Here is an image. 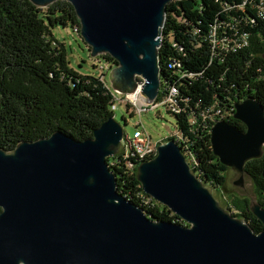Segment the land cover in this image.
I'll return each instance as SVG.
<instances>
[{"label": "water", "instance_id": "95a60500", "mask_svg": "<svg viewBox=\"0 0 264 264\" xmlns=\"http://www.w3.org/2000/svg\"><path fill=\"white\" fill-rule=\"evenodd\" d=\"M57 0H30L44 8ZM79 36L96 59L110 55V88L149 102L159 94L158 49L172 0H65ZM144 79L142 83L137 77ZM233 118L210 128L213 154L226 167L223 185L200 179L173 138L161 141L135 177L142 191L184 224L155 220L121 195L107 158L121 151L123 126L109 117L92 136L61 130L0 148V264H264V229L254 233L222 199L230 174L251 177L246 162L264 150V107L254 98L233 104ZM249 209L264 228V207Z\"/></svg>", "mask_w": 264, "mask_h": 264}, {"label": "trees", "instance_id": "16d2710c", "mask_svg": "<svg viewBox=\"0 0 264 264\" xmlns=\"http://www.w3.org/2000/svg\"><path fill=\"white\" fill-rule=\"evenodd\" d=\"M240 3L170 1L158 49L162 84L156 100L168 85H175L180 98H186L180 103L184 107L180 114L169 112L180 133L175 142L196 175L216 189L224 183L226 167L210 145L212 122L202 119L200 112L216 101L226 111L223 119L244 130V124L233 118V104L252 97L264 107V21L249 6L238 9ZM214 25L218 36L246 35L247 43L234 51L213 54L207 35ZM57 26L79 28L73 7L65 0L44 8L30 0H0L1 149L10 150L20 141L47 137L56 130L84 140L114 116L110 109L114 93L108 81L69 66L65 44L52 33ZM96 59L116 64L108 54ZM172 60L180 66L171 65ZM183 73L192 75L181 76ZM111 159L107 158L108 166L117 175L121 195L152 219L184 224L142 191L135 170H123L120 164L110 166ZM244 169L252 179L257 202L264 207V150L259 158L246 162ZM227 206L232 215L243 217L254 233L264 229L250 211L247 198L233 195Z\"/></svg>", "mask_w": 264, "mask_h": 264}, {"label": "rangeland", "instance_id": "374dc122", "mask_svg": "<svg viewBox=\"0 0 264 264\" xmlns=\"http://www.w3.org/2000/svg\"><path fill=\"white\" fill-rule=\"evenodd\" d=\"M52 33L59 42L65 44L67 61L71 68L81 74H92L95 76L104 74V78L109 83L110 69L106 71V66H112L113 64L103 59L100 61L90 57L87 46L83 43L79 34L73 32L72 27L57 26L52 29ZM100 65L104 68L100 69ZM113 93L116 96L115 101L118 103L119 94ZM140 109V104L131 100H121V104L117 105L116 110L113 111V117L121 123L124 133L133 134L135 129H143L152 136L153 143L161 138L168 139L172 136H178L175 116L169 113L164 106L159 105L156 109L149 108L144 112L140 111ZM129 113L132 114L129 115ZM123 116L124 119L122 118ZM238 179L239 174L237 173L228 176L225 188L220 189L222 199L228 202L233 195H236L254 202L253 183L250 182V179L243 177L242 182L237 184L236 181Z\"/></svg>", "mask_w": 264, "mask_h": 264}, {"label": "built area", "instance_id": "2783aa9c", "mask_svg": "<svg viewBox=\"0 0 264 264\" xmlns=\"http://www.w3.org/2000/svg\"><path fill=\"white\" fill-rule=\"evenodd\" d=\"M245 6H249L255 12L259 13V9H264V0H241V3L237 5L238 9H243ZM230 8V7H229ZM260 19L264 20V17L260 16ZM73 32L79 34L78 26H74L72 28ZM209 42L211 43V50L212 53L216 52L217 50H224V51H234L236 48L241 47L247 43L246 35H240L237 38H229L227 35L223 34L222 36H218L217 28L214 25L211 31L207 35ZM171 65L179 67L180 64L175 60H172ZM100 69L104 67L102 65L99 66ZM112 66H106V71H108ZM103 71V70H102ZM192 74H181V76H191ZM99 78L104 79V74H99ZM137 79L142 83L144 81L143 78L137 77ZM162 84V82H161ZM139 88L133 93H125L119 94V102L118 103H111L110 109L112 111L116 110L117 105L121 104V100H131L132 102H137L140 104V108L142 112L148 110L149 108L156 109L159 105L164 106V108L173 114H180L184 107L181 106L180 103H184L186 98H180L179 93H175V85H168L166 86L162 93L161 97L157 101L156 99L152 102H149L145 99H139ZM161 89V86H160ZM160 92V90H159ZM232 109V108H231ZM230 109V110H231ZM225 110H223L220 106L216 105V101L209 107L202 109L200 112V116L202 119L207 118L212 125L214 122L218 120H224ZM178 132V131H177ZM180 137V133L178 132V136H172L174 140H177ZM122 139H130L134 142V151L133 156H126L125 149L122 148ZM121 139V151L118 155L113 156V162H110V166H114L116 164H120V166L124 167H132V172L136 169L137 165L144 161V159H150L154 156V152H146V139H153L151 135H149L143 129H135L133 134L124 133ZM155 140V139H154ZM163 141V139L155 140V149H157V145Z\"/></svg>", "mask_w": 264, "mask_h": 264}, {"label": "bare ground", "instance_id": "6f19581e", "mask_svg": "<svg viewBox=\"0 0 264 264\" xmlns=\"http://www.w3.org/2000/svg\"><path fill=\"white\" fill-rule=\"evenodd\" d=\"M256 13H258V12H256ZM258 16L264 17V9H259ZM112 91L117 93L114 90H112ZM175 93H178L176 88H175ZM115 97L116 96L113 95V100L111 101V103H116ZM140 111H142V109H140ZM122 148L125 149L126 156H133V151H134V142H133V140L122 139ZM146 152H154V156L157 153V149H155V143H153L152 139H146ZM145 160H148V159H144V161ZM110 162H113V159ZM127 168L130 169V172H131L132 167H127Z\"/></svg>", "mask_w": 264, "mask_h": 264}]
</instances>
